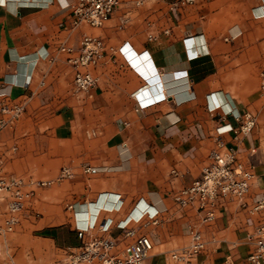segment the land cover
Here are the masks:
<instances>
[{
	"label": "crops",
	"instance_id": "0c3cea01",
	"mask_svg": "<svg viewBox=\"0 0 264 264\" xmlns=\"http://www.w3.org/2000/svg\"><path fill=\"white\" fill-rule=\"evenodd\" d=\"M26 6L0 0V101L24 103L33 117L88 112L87 132L96 136L78 143L76 223L90 224L97 215L120 221L141 201L139 209L159 211L156 224L140 229L158 249L151 264H167L173 251L188 246L191 226L207 242L193 264H247L255 248L249 235L263 222L261 215L228 200L206 226L196 209H181L174 196L201 176L210 152L223 143L238 148L243 166L255 167L250 201L261 198L264 0H196L176 9L159 0H125L101 28L74 26L72 10L57 0L45 8ZM86 36L103 42L104 58L92 69L97 85L77 92L75 69L60 48L78 47ZM47 52L49 58L35 62ZM232 108L257 119L240 142L232 133H218L235 124L224 116ZM0 140L6 172L5 155L17 148ZM89 167L97 171L87 172ZM116 196L122 209L110 212ZM52 233L46 239H60L58 229ZM112 235L121 241V231L113 228Z\"/></svg>",
	"mask_w": 264,
	"mask_h": 264
},
{
	"label": "built area",
	"instance_id": "2783aa9c",
	"mask_svg": "<svg viewBox=\"0 0 264 264\" xmlns=\"http://www.w3.org/2000/svg\"><path fill=\"white\" fill-rule=\"evenodd\" d=\"M64 9L72 10L74 26L86 23L94 28L104 27L125 0H57ZM143 5L147 0H134ZM170 3L171 8L194 3L195 0H159ZM37 8H45L54 0H42ZM105 45L91 36H86L78 47L62 46L60 52L67 54L68 62L75 69L74 88L77 92H87L94 88L98 79L92 69L100 65L104 58ZM50 54H37L36 62L49 58ZM31 79L25 81V87ZM44 84V83H42ZM261 94L264 97V71L261 73ZM25 112L24 103L0 101V135L11 127ZM232 117L235 124H226L218 129L220 135L232 133L234 140L240 142L247 138L257 125L256 117L249 112L236 108L225 113ZM255 152V150H253ZM239 151L235 146L223 143L212 150L201 176L190 186L179 190L174 200L181 209H196L201 224H212L218 216L219 207L228 200H235L242 209L252 215H261L264 219V189L261 198L250 201V192L255 179V167H244L239 161ZM87 172H96V168H87ZM68 174L67 170L61 177ZM53 181L28 180L7 175L0 158V237L13 232L19 223V216L26 204L34 197L36 189L52 184ZM139 201L132 211L122 220L112 218L99 220V215L90 224L76 223V232L82 244L77 248H68L65 258L49 264H145L154 250L152 238L140 231L141 228L156 224L159 211L150 207L139 209ZM4 205V206H1ZM121 196H116L114 204L108 210L119 212L122 209ZM76 210V206H68ZM78 211H76V216ZM121 231L122 239L112 235V229ZM249 238L255 248L247 257V264H264V220L254 229ZM207 249V242L197 226L190 228V243L183 249L170 254L167 264H193L194 260ZM0 247V255H1ZM3 264H17L10 256Z\"/></svg>",
	"mask_w": 264,
	"mask_h": 264
},
{
	"label": "rangeland",
	"instance_id": "374dc122",
	"mask_svg": "<svg viewBox=\"0 0 264 264\" xmlns=\"http://www.w3.org/2000/svg\"><path fill=\"white\" fill-rule=\"evenodd\" d=\"M89 128L87 111L79 118L78 111L69 112L66 118L33 117L25 111L3 131L0 137L2 142H8L5 147L17 148L5 155L6 174L53 183L36 189L14 231L0 237V264L10 256L17 264H49L65 258L69 245L80 243L75 220L78 209L70 210L68 206L78 204V143L96 136L92 130L87 132ZM64 170L68 174L61 177ZM54 229L61 232L56 242L41 235ZM157 252L154 246L151 257ZM148 260L145 264H151Z\"/></svg>",
	"mask_w": 264,
	"mask_h": 264
},
{
	"label": "bare ground",
	"instance_id": "6f19581e",
	"mask_svg": "<svg viewBox=\"0 0 264 264\" xmlns=\"http://www.w3.org/2000/svg\"><path fill=\"white\" fill-rule=\"evenodd\" d=\"M42 0H7V3L9 4V6L10 7H16V6H18V5H20V4H22V5H29V6H26V7H38V6H40L41 4H43L42 2H41ZM20 7H22V6H20ZM37 56V55H36ZM35 60H37V59H35ZM36 62V61H35ZM166 94V93H165ZM100 201V200H99ZM98 201V202H99ZM102 201H104V199H102ZM101 201V202H102ZM100 202V203H101ZM97 203V202H96ZM101 205V204H100ZM98 206V205H97ZM89 214V213H88ZM95 215V214H94ZM96 217V216H95ZM77 218V217H76ZM94 218V217H93ZM92 218V219H93ZM92 219H90V220H92ZM94 220H92L91 222H93ZM77 222V221H76ZM89 222V221H88Z\"/></svg>",
	"mask_w": 264,
	"mask_h": 264
},
{
	"label": "trees",
	"instance_id": "16d2710c",
	"mask_svg": "<svg viewBox=\"0 0 264 264\" xmlns=\"http://www.w3.org/2000/svg\"><path fill=\"white\" fill-rule=\"evenodd\" d=\"M42 236H45V237H52L53 236V233H52V230H45L41 233Z\"/></svg>",
	"mask_w": 264,
	"mask_h": 264
}]
</instances>
